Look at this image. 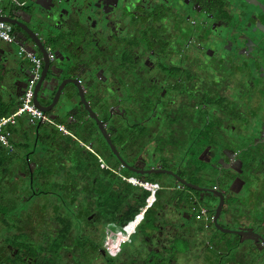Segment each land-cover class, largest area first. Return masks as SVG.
<instances>
[{
  "label": "flooded vegetation",
  "instance_id": "flooded-vegetation-1",
  "mask_svg": "<svg viewBox=\"0 0 264 264\" xmlns=\"http://www.w3.org/2000/svg\"><path fill=\"white\" fill-rule=\"evenodd\" d=\"M36 1L0 4L1 93L24 41L56 102L0 145V264H264V1Z\"/></svg>",
  "mask_w": 264,
  "mask_h": 264
},
{
  "label": "built area",
  "instance_id": "built-area-1",
  "mask_svg": "<svg viewBox=\"0 0 264 264\" xmlns=\"http://www.w3.org/2000/svg\"><path fill=\"white\" fill-rule=\"evenodd\" d=\"M2 0H0L1 4ZM0 16H2V9L0 7ZM0 42L11 44L13 42V36L11 31V25L0 20ZM18 55L24 57L30 61L33 67L32 78L30 79L25 92L20 98L17 108L10 114L0 117V144L6 148L11 147L10 138L13 134L12 129L16 127L17 121L20 118H26L32 123L37 122H49L48 116L45 112L38 109L34 103L35 88L40 80L41 71L43 67V58L36 56L35 54L26 51L24 48L18 50ZM52 58V56H50ZM61 130L64 128L59 127ZM133 228H125L124 231L119 232V236H130L133 233ZM121 239V238H120ZM128 239V238H126ZM113 239L109 238V252L114 255L111 251V243Z\"/></svg>",
  "mask_w": 264,
  "mask_h": 264
},
{
  "label": "crops",
  "instance_id": "crops-1",
  "mask_svg": "<svg viewBox=\"0 0 264 264\" xmlns=\"http://www.w3.org/2000/svg\"><path fill=\"white\" fill-rule=\"evenodd\" d=\"M9 48H12V46L8 45L7 43L0 42V111L2 110L1 107L5 106L10 111L9 113H12L17 108L19 104V99L16 102L13 100L14 98L11 97L10 95L1 93V90H3L4 87H8V82H9L7 78V74L9 72V69H11V67L9 68L7 62L3 60L5 53H9L8 51ZM27 127L28 126L26 121L21 118L19 127L12 129L13 133L15 134L14 136L15 142L23 145L27 133V129H26Z\"/></svg>",
  "mask_w": 264,
  "mask_h": 264
},
{
  "label": "water",
  "instance_id": "water-1",
  "mask_svg": "<svg viewBox=\"0 0 264 264\" xmlns=\"http://www.w3.org/2000/svg\"><path fill=\"white\" fill-rule=\"evenodd\" d=\"M262 1H264V0H262ZM36 4H38L41 7L44 6L39 0L36 1ZM0 20L4 21L6 23H9V24L11 23V21L8 18L4 17V16H0ZM27 34L32 38V40L34 42L38 43L37 36H35V34H33L34 36L29 34L28 32H27ZM23 40H24V38L22 39V41ZM23 43H24V41L21 44H19L20 48H24V44ZM25 50L28 51V52H31L27 48ZM41 53H42L43 63L45 64V68H44V72L42 74V77H41V79L39 81L41 86L37 90V93H36V95L34 97V103H35L36 107L38 109L42 110L43 112H45L47 114V116H48V119L51 120V119H54L55 116H53V115L49 116V110L55 106L56 102L52 103L50 106L49 105L46 106V104L49 103V82L52 81V80L49 81V78H46V75H47L48 70H49L50 58H49V54H48V52L46 50L42 49ZM71 69H73V67H71ZM40 100L44 101L45 104L41 103ZM42 124H49V122H38V124H37L38 128Z\"/></svg>",
  "mask_w": 264,
  "mask_h": 264
},
{
  "label": "rangeland",
  "instance_id": "rangeland-1",
  "mask_svg": "<svg viewBox=\"0 0 264 264\" xmlns=\"http://www.w3.org/2000/svg\"><path fill=\"white\" fill-rule=\"evenodd\" d=\"M12 47H14V46H12ZM16 52H18V49H16ZM31 149V148H30ZM30 149H28V150H30ZM45 150H46V148L44 147V146H40V145H38V154L39 153H41L42 152V154H44V152H45ZM24 154H25V148L24 149H22V155L24 156ZM32 157L34 156V155H31ZM26 182H28V181H26ZM20 185H18V187H19ZM25 187H28V183H27V185L25 186ZM20 188H24V187H20ZM35 188L36 189H38V190H41V191H50V190H52V189H49V187L48 186H46V185H43V184H38L37 185V183L35 184ZM42 199H46V197H40V198H38V202L40 201V200H42ZM27 207H24V208H22V209H26ZM231 239H234V240H236V238H231ZM253 253V254H252ZM252 253L250 254V256H248V257H251V256H255V253L252 251ZM262 255V254H261ZM259 256H260V254H259Z\"/></svg>",
  "mask_w": 264,
  "mask_h": 264
},
{
  "label": "trees",
  "instance_id": "trees-1",
  "mask_svg": "<svg viewBox=\"0 0 264 264\" xmlns=\"http://www.w3.org/2000/svg\"><path fill=\"white\" fill-rule=\"evenodd\" d=\"M1 108H2V110L0 111V117H1V116H4V115H8V114H10V113H9L10 111L7 109V107L2 106ZM47 125H48V124H47ZM41 126H42V125H41ZM136 213H137V212H136ZM136 213H133L132 216H131V218H132Z\"/></svg>",
  "mask_w": 264,
  "mask_h": 264
}]
</instances>
